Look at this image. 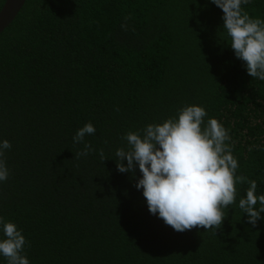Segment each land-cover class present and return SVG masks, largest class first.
I'll return each mask as SVG.
<instances>
[{"label":"trees","instance_id":"16d2710c","mask_svg":"<svg viewBox=\"0 0 264 264\" xmlns=\"http://www.w3.org/2000/svg\"><path fill=\"white\" fill-rule=\"evenodd\" d=\"M242 7L264 20V0ZM222 16L210 0L26 1L0 35V140L12 145L0 216L30 264H264V218L253 226L238 207L247 182L219 228L177 232L149 213L139 169L117 170L128 132L199 105L227 130L236 175L264 194V81ZM87 123L82 156L73 137Z\"/></svg>","mask_w":264,"mask_h":264},{"label":"clouds","instance_id":"9594fccd","mask_svg":"<svg viewBox=\"0 0 264 264\" xmlns=\"http://www.w3.org/2000/svg\"><path fill=\"white\" fill-rule=\"evenodd\" d=\"M210 3L223 12V28L235 57L244 63L249 76L264 81V20L250 17L242 7L251 0H210ZM206 115L204 107L187 105L177 116L162 123L128 132L124 136L127 148L115 152L117 170L135 175L139 169L141 175L134 186L142 189L149 213L177 232L194 227L207 231L219 228L225 218L223 209L235 202V185L247 182L249 187L239 199L238 207L255 226L264 218V194H256L255 180L236 175L238 161L226 143L230 136L217 119L209 118L205 123ZM95 131L92 123L76 131L73 142L84 143L78 155L87 156L93 151L85 137ZM11 147L7 139L0 140V182L9 178L3 157ZM100 156L103 159L102 151ZM25 244L22 230L0 216V256L8 264H30L22 254Z\"/></svg>","mask_w":264,"mask_h":264},{"label":"water","instance_id":"95a60500","mask_svg":"<svg viewBox=\"0 0 264 264\" xmlns=\"http://www.w3.org/2000/svg\"><path fill=\"white\" fill-rule=\"evenodd\" d=\"M27 0H6L0 11V35L16 19Z\"/></svg>","mask_w":264,"mask_h":264}]
</instances>
